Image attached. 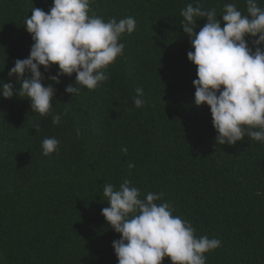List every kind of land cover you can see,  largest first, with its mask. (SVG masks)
I'll return each mask as SVG.
<instances>
[{
  "label": "trees",
  "instance_id": "trees-1",
  "mask_svg": "<svg viewBox=\"0 0 264 264\" xmlns=\"http://www.w3.org/2000/svg\"><path fill=\"white\" fill-rule=\"evenodd\" d=\"M200 2L221 21L226 3L246 9L245 0ZM189 3L195 6V0H91L90 16H131L136 28L122 35L123 54L95 90L71 96L64 89L75 73L54 83L49 77L58 65L40 67L44 84L55 89L60 124L33 112L26 97L0 96V264H118L112 242L120 234L101 210L109 206L104 185L119 188L125 179L141 199L163 192L157 203H170L197 237L221 241L205 254L206 264H264V143L245 137L218 145L209 106L194 104L197 67L187 59L193 49L180 15ZM258 3L264 8V0ZM52 5L0 0V82L20 88L8 73L34 43L24 21L33 8L47 13ZM197 19L198 33L207 21ZM137 87L144 90L141 108L133 103ZM45 137L60 141L49 156L42 155Z\"/></svg>",
  "mask_w": 264,
  "mask_h": 264
},
{
  "label": "clouds",
  "instance_id": "clouds-1",
  "mask_svg": "<svg viewBox=\"0 0 264 264\" xmlns=\"http://www.w3.org/2000/svg\"><path fill=\"white\" fill-rule=\"evenodd\" d=\"M91 0H53L46 13L33 8L24 25L34 43L25 59H17L9 77H15L20 88L11 82H0V96L26 97L30 109L41 116H52V124H60L62 114L54 113L55 89L44 84L40 71L58 65L56 75L72 76L75 83L64 91L71 96L82 88L95 90L109 76L105 70L123 54L122 35H131L136 20L128 16L105 20L89 15ZM244 12L235 3H226L222 21L214 8H205L200 0L186 5L180 15L181 27L190 39L192 51L187 59L197 67L194 104L210 108L218 145H235L245 137L264 143V8L258 0H245ZM197 18L207 23L198 27ZM246 37L252 38L246 40ZM133 103L141 108L145 101L142 87L136 88ZM37 132L39 125L35 126ZM80 135L79 129L76 131ZM60 141L45 137L42 155L58 150ZM122 151L127 152L124 148ZM129 164V168H133ZM103 197L108 207L101 215L120 238L112 242L118 264H162L169 257L171 264H206V253L221 246V241L208 236L197 237L190 222L173 214V207L163 201L164 193L149 192L140 198V189L128 179L119 188L105 184Z\"/></svg>",
  "mask_w": 264,
  "mask_h": 264
}]
</instances>
